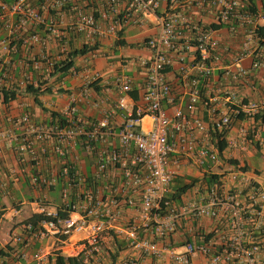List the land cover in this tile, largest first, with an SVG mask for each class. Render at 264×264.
<instances>
[{
	"label": "built area",
	"instance_id": "1",
	"mask_svg": "<svg viewBox=\"0 0 264 264\" xmlns=\"http://www.w3.org/2000/svg\"><path fill=\"white\" fill-rule=\"evenodd\" d=\"M78 1L0 0V15L16 16L21 28L19 34L9 29V35L0 40V50L15 51L14 38L21 39L26 47L43 44L44 39L32 27H42L56 41L58 53L68 52L67 33L82 34L94 42L124 24H143L148 15L156 19L158 31L144 41L150 57L139 61L146 71L141 101L134 102L130 97L129 75L115 77L119 92L116 105L123 111L118 130L106 117L90 120L79 116L75 113L79 96L70 95L64 113L53 122L36 124L24 115L19 120L25 125L21 135L10 129L3 134L9 145L17 144L22 159L26 156L36 161L42 155V159H52L57 165L46 173L30 174L33 184L60 187L59 209L41 211L54 219L40 221L38 233L83 235L82 247L74 256L85 264L99 252L102 233L112 230L139 252L157 258L168 256L176 264H192L196 253L207 256L208 264H260L261 245L252 237L264 230V189L241 169L227 165V174L222 172L211 186L205 185L199 198L177 204L166 198L181 165L192 164L208 171L221 163L216 135L224 133L225 138L231 129L230 118L217 114L214 105L209 122L195 114L200 85L210 84L224 49L220 30L241 37L240 59L249 53L264 13L256 7L252 10L248 0H127L124 4L121 0H99L100 5L87 0L86 7L79 6ZM194 12L210 18L204 22ZM37 58L35 64L44 62L50 69L60 56L42 51ZM172 67L177 70L184 99L179 104L166 78L165 69ZM259 69L264 70L261 55L250 68L239 63L233 71L225 69L224 76L237 80ZM5 84V76L0 74V85ZM208 100L213 103L218 98L211 96ZM224 101L234 106L236 114L250 118L264 109V100L244 101L235 91L227 92ZM164 104L173 106L171 111ZM145 116L150 118L149 129L141 126ZM240 135L246 140L247 129L241 128ZM0 189L6 192L2 182ZM131 209L129 216L127 211ZM58 210L66 212V217L59 218ZM203 217L226 218L228 232L222 236L220 250L204 241H188L178 252L166 243L181 221ZM187 230L193 231L191 227ZM33 256L39 258L38 253ZM20 257L28 259L26 252Z\"/></svg>",
	"mask_w": 264,
	"mask_h": 264
},
{
	"label": "crops",
	"instance_id": "2",
	"mask_svg": "<svg viewBox=\"0 0 264 264\" xmlns=\"http://www.w3.org/2000/svg\"><path fill=\"white\" fill-rule=\"evenodd\" d=\"M86 1L79 0V6L86 7ZM102 1L94 0V3L100 5ZM121 1V4H124L127 0ZM255 2L257 10L264 13V0H255ZM194 13L204 22L210 18L206 13ZM144 19L143 24H124L115 33L105 34L97 40L95 39L98 45L95 52L76 58L74 67L62 77H49L47 82L51 86V90L39 96L41 105H38L32 94L24 89L28 79H32V73L27 69V65H23V62L39 57L42 51L51 55L59 54L56 41L42 28L32 27V30L38 31L45 44L33 43L28 47L21 46L17 53L13 51L4 53L0 50V74L5 76V85H7L5 87H10L12 83L18 86L17 94L8 106L0 101V182L5 184L6 189L4 193L0 189V248L4 252V256H0V264H53V258L50 255L59 251L64 256H74L80 251L82 247L80 240L83 238V235H44L38 233V228L32 231L29 227L24 226L23 222L32 214L41 213L42 210L53 212L59 209V185L44 187L33 184L30 180L31 173H46L47 170L54 169L57 165L52 159H42V155H39L36 161H30L26 156L22 159L16 150L17 144L9 145L3 134L10 129L14 134L21 135L25 125L19 124V120L24 115H28L31 121L36 124L52 122L50 119L53 114L58 117L64 113L70 95L79 96L75 112L79 116L90 120H100L106 117L115 130H118L120 113L123 111L116 105L119 92L115 84V77L122 73L131 77L132 91L135 88L139 89L140 97L136 102H140L145 90L146 71L140 66L139 61L150 57L151 52L144 45V41L156 34L158 26L153 15H148ZM258 22L263 26L264 18H260ZM11 28H14L15 34H19L21 31L17 17L9 18L0 15V40L9 35ZM220 33V45L224 49L213 69L207 93L209 94L208 99L211 96L218 98L213 103L209 102L216 107L217 114H224L229 104L225 103L224 96L229 91H235L244 101L264 100V70L251 71L246 78L237 80L224 76V71L227 68L233 71L240 63L248 69L258 55L264 58V44L253 38L249 53L239 59L242 54L240 50L241 37L230 36L224 29L220 30ZM67 35L69 44L72 41L75 46L93 43L82 34L67 33ZM120 41H124L126 44L122 45L119 43ZM132 50L139 52L138 58L130 56L129 52ZM32 69L33 76L48 71L47 67H42V63H33ZM94 74H98L96 79L92 78ZM166 78L177 94L176 104L184 101L180 96L181 89L175 67L166 72ZM32 80L35 85L37 79ZM130 97L135 102L131 95ZM164 105L169 111L173 108L171 105ZM195 114L199 116L204 114L206 118L203 120L206 122L210 121L212 115L210 110L204 109V107L196 109ZM258 114L264 116V109L260 110ZM141 126L144 129H149L151 127L150 118L145 116ZM241 128L247 129V139L244 141L240 135ZM225 139L228 146L222 153H219L221 160L219 165H212L208 171L192 164L180 166L177 179L183 182L198 179L197 184L182 196L181 202L199 198L204 193L206 185L201 183L203 175L212 173L218 177L222 172L227 174V165L241 169L252 182L264 189V177L261 178L264 173V124L259 123V120L255 121L254 117L240 119L231 125ZM35 144L37 145L38 142ZM256 144H258L257 147ZM253 157L258 158V163L255 166L249 159ZM229 159H236L238 164L230 163ZM222 176L226 177V175ZM132 211V209L128 210L127 215L132 216ZM3 221L6 222L4 226L1 224ZM191 221L192 219L181 221L178 229L168 237L166 243L172 245L178 252L184 250L188 241L196 243L204 241L211 243L214 248L219 250L222 248V236L228 232L225 217L215 219L203 217ZM189 227L192 228V233L195 235L188 232L187 228ZM188 235L191 237L190 240H188ZM15 237H19V240L16 241ZM254 237H256V241L260 242L259 259L260 264H264V230L261 234H254L252 238L254 239ZM252 238L249 237L248 240L250 241ZM21 252H26L27 260L20 257ZM116 252L119 253L115 261L116 264H176L168 256L157 258L139 252L129 245L127 239L116 234L114 230L102 233L100 250L88 264H112V256L116 255ZM35 253L39 254V258H34ZM192 264H208V258L201 253H196L192 258Z\"/></svg>",
	"mask_w": 264,
	"mask_h": 264
},
{
	"label": "trees",
	"instance_id": "3",
	"mask_svg": "<svg viewBox=\"0 0 264 264\" xmlns=\"http://www.w3.org/2000/svg\"><path fill=\"white\" fill-rule=\"evenodd\" d=\"M40 1H42V0H40ZM248 1H249V4L251 5V9L253 10V8L256 7L255 0H248ZM33 2H35V0H33ZM39 28H42V27H39ZM17 38H20L19 35H17ZM254 38H256L259 42H261V44H264V25L259 26L256 29V33L254 35ZM119 43L122 45L126 44L124 41H120ZM12 45L15 48V51H13L14 53L19 52L21 49V46L23 47V43H22L21 39H16V38L12 41ZM97 49H98V45H97L96 41H94L92 44L83 43L79 46L73 45L72 41H71V43L69 44L68 52L67 53H59L60 59L52 66V68L48 69V71H44V73H42V74L37 73L38 75H36V76H33L34 71L32 69V65H33L35 60H38V58L35 57L34 60H25L23 62L24 63L23 65L24 66L27 65V69L31 71V73H32L31 78L37 79L35 85H34L32 79H28V81L26 82L25 87H24L25 91L32 94L34 101L38 105H41V101L39 99V96L44 94V93H48L51 90V86H49L47 79L51 76L62 77L72 67H74V61L76 58H78L80 56L87 55L88 53L95 52ZM42 67L46 68L47 65H45L44 62H42ZM168 70H169L168 68L165 69V71H168ZM44 75H46V76H44ZM40 79H42V80H40ZM207 88L208 87L204 84L200 85V93H201L200 94V101L196 104V109H200V107H204V109H209V110L211 109V104L209 103V100H208L209 94L207 93ZM17 90H18V86L16 84L13 85V83L11 84L10 87H5L4 85H0V101H1V103L4 104L5 106H8L9 103L15 98V96L17 94ZM130 95L133 97V99L136 102L140 97L139 89L135 88L133 91L130 92ZM140 101H141V99H140ZM224 114L229 116L231 125H234L235 122H237L240 119L246 118L245 115L236 114L235 108L231 104L227 105V109H226V112ZM197 116L200 117L201 119L206 118L204 114H203V116H199L197 114ZM55 117L56 116L53 114L50 121L53 122L57 118V117L56 118ZM254 119H255V121L259 120V123L264 124V116L257 114L254 116ZM216 136H218V140L216 141L217 149H218L219 153H222L226 149V147L228 146L227 140L224 138V133L223 134L217 133ZM257 145L258 144H256V147H257ZM228 161L230 163H233V164H238V161L236 159H234V160L229 159ZM215 179H217L216 175H214L212 173H205L203 175L201 183H204L208 186H211L215 182ZM197 182H198V179H190L189 182H183V181L177 179V177H176L174 179V183H176V184L172 187V191H171V193L168 194V197L166 199L169 201V203H173V204L174 203L175 204L180 203L182 201V196L188 190H190L195 184H197ZM66 215H67L66 212L58 210V217L59 218H65ZM50 219H54V218L50 215H46L43 213H37V214H32L23 223H24L25 227H29V229H31L33 231L37 228V225L40 221L50 220ZM191 222H193V221H191ZM192 234L191 235L189 234V235L192 236ZM193 235H195V234H193ZM190 236H189L188 240H190V238H191ZM63 238H65V237H63ZM118 252H116V255L112 256V264H116L115 261H116L118 254H119ZM0 256H4V252H3L2 248H0ZM50 257L53 258V264H85L82 262V260L79 256H64L59 251H55L52 255H50Z\"/></svg>",
	"mask_w": 264,
	"mask_h": 264
},
{
	"label": "rangeland",
	"instance_id": "4",
	"mask_svg": "<svg viewBox=\"0 0 264 264\" xmlns=\"http://www.w3.org/2000/svg\"><path fill=\"white\" fill-rule=\"evenodd\" d=\"M129 54L132 58H138V56H139V52H137L136 50H132L131 52H129ZM249 159H250V161L253 162L252 165H254V166L257 165V163H258L257 157H253V158H249ZM263 177H264V173H262V175H261V178H263ZM1 224L4 226V225H6V222L3 221V222H1Z\"/></svg>",
	"mask_w": 264,
	"mask_h": 264
}]
</instances>
